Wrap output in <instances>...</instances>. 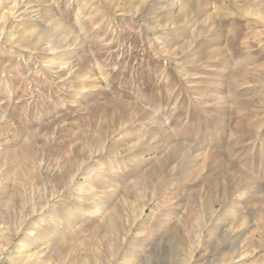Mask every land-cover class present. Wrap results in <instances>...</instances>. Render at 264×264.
Returning <instances> with one entry per match:
<instances>
[{
  "label": "rangeland",
  "instance_id": "374dc122",
  "mask_svg": "<svg viewBox=\"0 0 264 264\" xmlns=\"http://www.w3.org/2000/svg\"><path fill=\"white\" fill-rule=\"evenodd\" d=\"M0 264H264V0H0Z\"/></svg>",
  "mask_w": 264,
  "mask_h": 264
},
{
  "label": "bare ground",
  "instance_id": "6f19581e",
  "mask_svg": "<svg viewBox=\"0 0 264 264\" xmlns=\"http://www.w3.org/2000/svg\"><path fill=\"white\" fill-rule=\"evenodd\" d=\"M109 217H110V216H107V219H106V220H108ZM131 226H132V225H131ZM131 226H129V227H131ZM182 246H183V245H182V242H181V241H178V242L176 243V249H177V251H178L179 253H181V252L183 251V247H182ZM18 247L21 249L22 244H20ZM22 251H23V250H22ZM190 263H191V262H190Z\"/></svg>",
  "mask_w": 264,
  "mask_h": 264
}]
</instances>
